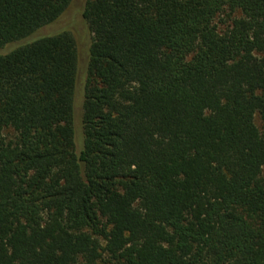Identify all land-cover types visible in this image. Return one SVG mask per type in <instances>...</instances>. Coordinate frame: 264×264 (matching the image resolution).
<instances>
[{"label":"trees","instance_id":"obj_1","mask_svg":"<svg viewBox=\"0 0 264 264\" xmlns=\"http://www.w3.org/2000/svg\"><path fill=\"white\" fill-rule=\"evenodd\" d=\"M0 0V264H264V0Z\"/></svg>","mask_w":264,"mask_h":264},{"label":"rangeland","instance_id":"obj_2","mask_svg":"<svg viewBox=\"0 0 264 264\" xmlns=\"http://www.w3.org/2000/svg\"><path fill=\"white\" fill-rule=\"evenodd\" d=\"M87 0H71L65 11L54 22L37 30L30 39L40 36L52 35L61 31H68L72 34L77 51V83L74 93V130L77 148H80L82 139V82L85 68L88 61V50L91 43V34L82 12Z\"/></svg>","mask_w":264,"mask_h":264}]
</instances>
